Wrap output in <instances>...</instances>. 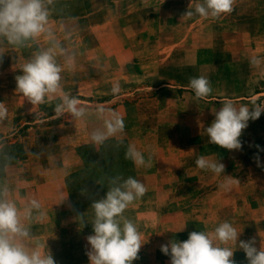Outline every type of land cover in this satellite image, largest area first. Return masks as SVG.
Returning <instances> with one entry per match:
<instances>
[{"label": "rangeland", "instance_id": "1", "mask_svg": "<svg viewBox=\"0 0 264 264\" xmlns=\"http://www.w3.org/2000/svg\"><path fill=\"white\" fill-rule=\"evenodd\" d=\"M200 2L52 0L51 36L24 46L0 37V102L8 110L0 121V185L21 198L23 215L33 198L47 212L68 193L70 220L62 211L50 223L44 215L35 223L39 212L23 219L33 237L27 243L50 250L56 264H89L92 226L75 217L85 213L90 222L92 202L117 176L147 188L124 212L146 242L133 264H170L162 244L187 240L192 231L211 234L225 221L243 231L241 240L255 238L264 247V113L249 121L240 150L210 144L204 131L224 101L264 104V0H235L233 11L219 18L183 16ZM53 43L64 49L57 48L61 91L86 109L82 118H53L59 93L33 106L16 91L22 66ZM199 76L212 87L204 99L188 88ZM115 118L123 120V131L95 144L91 133ZM130 145L144 166L126 158ZM201 155L220 159L224 173L198 168ZM234 259L247 264L242 250Z\"/></svg>", "mask_w": 264, "mask_h": 264}, {"label": "clouds", "instance_id": "2", "mask_svg": "<svg viewBox=\"0 0 264 264\" xmlns=\"http://www.w3.org/2000/svg\"><path fill=\"white\" fill-rule=\"evenodd\" d=\"M51 2L52 0H0V37L6 38L13 45L24 46L41 34L51 36L46 27L49 17L47 5ZM234 2L235 0H202L195 5L194 10H187L183 16L219 18L233 11ZM57 48L59 54H64V49L53 43V46L38 51L22 66V74L15 77L16 91L33 106L44 104L47 98L59 93L61 98L55 105L53 118L68 114L79 119L85 115L86 109L80 106L76 97L61 91L63 68L57 60ZM188 88L197 99H204L212 93L210 81L205 76L190 78ZM118 90L117 87L113 88V92ZM221 105L213 113L215 119L204 128L208 142L229 151L240 150L243 131L248 127L249 121L259 119L264 113V104L253 101L251 106H237L228 100ZM7 114V108L0 102V121L5 120ZM123 129L122 119L108 120L103 130L91 133V140L95 144H103ZM126 158L137 166H144L146 163L142 153L131 145ZM195 163L202 170H210L218 175L224 173L225 166L220 159L211 160L201 155ZM257 165L260 166L259 157ZM109 184L105 196L94 200L90 206L93 213L91 221L85 219V213L78 214L75 220L92 226V234L86 238L90 246L86 252L89 264H133L146 242L142 240L137 225L126 218L124 212L146 194L147 188L133 177L124 179L117 176L111 178ZM40 209V203L31 199L24 209L23 218H31L33 212H39V217H42L44 214ZM242 232L225 221L211 234L192 231L187 240L171 239L160 246V251L170 258V264H236L234 252L239 249L245 253L247 264H264V247L260 245L258 248L255 238L241 240ZM32 239L30 227L22 222L21 209L9 198V188L0 185V264H56L50 250L41 252L42 245L27 243ZM230 243L235 244L236 248L229 247Z\"/></svg>", "mask_w": 264, "mask_h": 264}, {"label": "crops", "instance_id": "3", "mask_svg": "<svg viewBox=\"0 0 264 264\" xmlns=\"http://www.w3.org/2000/svg\"><path fill=\"white\" fill-rule=\"evenodd\" d=\"M10 193V192H9ZM15 192H13L12 193V195H15L14 194ZM64 198L66 199V196H68V193L67 192H64ZM10 199H12V200H14L16 203H17V205H19L20 203H21V198H19V197H15V196H11V197H9ZM63 198V199H64ZM57 203V202H56ZM56 203L55 204H52L50 207H49V210H47V212H45V210L43 211V214H44V220H43V222H48V223H50L52 220H54V218H55V215L58 213V212H64L65 214H68L69 213V211L71 210V202L70 201H65L64 203H63V205L61 206H56ZM59 205V204H58ZM67 212V213H66ZM23 214H21V216H22ZM24 216V215H23ZM23 216H22V222L24 223V218H23ZM39 214H37V216H36V219H35V223L37 222V221H39ZM67 220L69 219H71V212L69 213V215H67ZM32 221V223L34 222V218L31 220ZM27 226V225H26ZM32 227H34V225L32 226ZM68 228H70L71 229V224L70 223H67L66 225H65V230H68ZM69 229V231H71Z\"/></svg>", "mask_w": 264, "mask_h": 264}]
</instances>
